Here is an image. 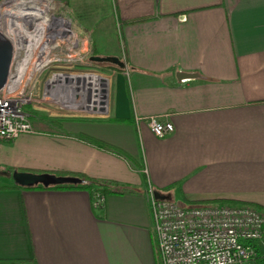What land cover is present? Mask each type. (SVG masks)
Returning a JSON list of instances; mask_svg holds the SVG:
<instances>
[{"label": "crops", "instance_id": "crops-1", "mask_svg": "<svg viewBox=\"0 0 264 264\" xmlns=\"http://www.w3.org/2000/svg\"><path fill=\"white\" fill-rule=\"evenodd\" d=\"M54 1L93 56L121 50L125 69L103 117L70 112L0 141V264H161L148 186L183 206L263 211L264 0ZM150 116L171 133L156 137ZM19 171L84 174L114 192L95 207L84 188H18Z\"/></svg>", "mask_w": 264, "mask_h": 264}, {"label": "built area", "instance_id": "built-area-1", "mask_svg": "<svg viewBox=\"0 0 264 264\" xmlns=\"http://www.w3.org/2000/svg\"><path fill=\"white\" fill-rule=\"evenodd\" d=\"M55 7L54 0L0 1V39L11 46L0 88V141L34 132L25 108L35 103L90 117L108 112L109 77L95 70L87 38ZM147 121L156 137L173 130L158 116ZM147 197L161 264H256L264 256V210L229 203L183 206L157 197L150 186ZM93 200L95 207L104 201L98 193Z\"/></svg>", "mask_w": 264, "mask_h": 264}, {"label": "rangeland", "instance_id": "rangeland-1", "mask_svg": "<svg viewBox=\"0 0 264 264\" xmlns=\"http://www.w3.org/2000/svg\"><path fill=\"white\" fill-rule=\"evenodd\" d=\"M103 3L104 2L101 3L100 8H102V10L104 11V14H106L108 8L106 6V3L105 4H103ZM110 8H112V5H110ZM52 11H54L56 14L64 15V16L67 15V16H69V18H72V16H70V14H71L70 10H68L67 8H64V6H62V5L58 6L56 4L55 9H53ZM72 21H73V19H72ZM106 22H108V20H105V24H106ZM107 28H108V26H107ZM77 29H79L78 30L79 33L81 35L85 36L87 38L88 42L90 43V38L87 36L85 31H83L80 27H78ZM108 31H109V33H108L109 37L108 38L111 41L112 33H111L110 28H108ZM91 49L93 51L92 47H91ZM92 55H93V53H92ZM118 56L108 57V58H111V62L110 61H102V62L98 61L93 66L95 68V70L101 76L104 75V76H108L109 77V84H110L111 75H112L113 71L116 70L115 68H113V66L114 67L118 66L119 68L124 66V60L122 58L123 55H122V51L121 50H118ZM113 58H117V61L116 60L112 61ZM110 65H113V66H110ZM46 73H47V71L42 74L43 77H47ZM27 112H29V114H31V119L32 120H36V121H39V122H42V121L50 122V121H52L54 119L60 121V120H62L63 118H65L67 116H72L73 115L69 111H66V110H63V109L59 108L56 104H37V103H35L33 105H29V107L27 109Z\"/></svg>", "mask_w": 264, "mask_h": 264}, {"label": "water", "instance_id": "water-1", "mask_svg": "<svg viewBox=\"0 0 264 264\" xmlns=\"http://www.w3.org/2000/svg\"><path fill=\"white\" fill-rule=\"evenodd\" d=\"M11 58V46L10 43L4 39H0V88L5 81V75L7 69L9 67V61ZM93 59L96 61H110L111 58L108 57H97L93 56ZM116 60L117 58H113L112 61ZM12 178L14 179L15 183L19 186H26L31 187L32 185H58V184H80L83 180L78 176H66V175H55L49 172L44 173H35V172H26V171H19L14 172ZM157 196V195H156Z\"/></svg>", "mask_w": 264, "mask_h": 264}, {"label": "trees", "instance_id": "trees-1", "mask_svg": "<svg viewBox=\"0 0 264 264\" xmlns=\"http://www.w3.org/2000/svg\"><path fill=\"white\" fill-rule=\"evenodd\" d=\"M93 53V51H92ZM110 66H113V65H110ZM113 68L115 69H119L118 66H113ZM29 107V106H28ZM28 107H26L25 109L27 110ZM43 122V121H42ZM42 122H36L33 120V125H36V124H41ZM52 123L56 122L58 123L59 121L54 119L52 121H50ZM77 137L79 138H83L85 139L86 141H88L89 143H91L92 145H95L96 147L100 148V149H103V150H109V151H112V152H116L118 154H123V152L121 150H119L118 148H115L113 147L112 145H110L109 143H105L97 138H93V137H90V136H87L85 134H81V135H78ZM78 177H80L83 182L80 183V184H58V185H48V186H42V185H32L31 187H26V186H17L18 188H22V189H32V188H40V189H45V188H50V189H58V188H62V189H71V188H78V189H86L88 190L93 196L96 195V193L100 194L103 196V198L107 195H109V193H113L114 191L112 190V188L110 187L109 184H106L104 182H99V181H95L93 179H91L90 177H88L87 175H84V174H77ZM147 182V178H146V175L143 174V183L144 185L146 184ZM0 189H7L5 186H0ZM161 198V196H159ZM101 205V204H100ZM99 205V206H100ZM256 264H264V256H260L257 260H256Z\"/></svg>", "mask_w": 264, "mask_h": 264}]
</instances>
